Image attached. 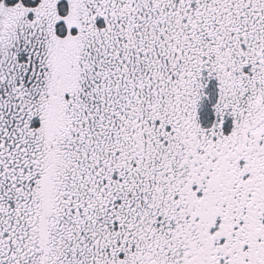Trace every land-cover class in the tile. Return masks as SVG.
Masks as SVG:
<instances>
[{
    "label": "snow or ice",
    "instance_id": "1",
    "mask_svg": "<svg viewBox=\"0 0 264 264\" xmlns=\"http://www.w3.org/2000/svg\"><path fill=\"white\" fill-rule=\"evenodd\" d=\"M0 264H264V0H0Z\"/></svg>",
    "mask_w": 264,
    "mask_h": 264
}]
</instances>
